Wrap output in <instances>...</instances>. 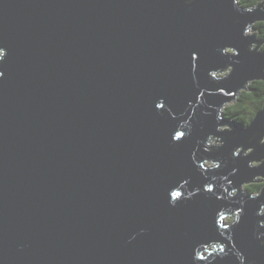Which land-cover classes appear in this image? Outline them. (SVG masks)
Returning <instances> with one entry per match:
<instances>
[{
  "label": "water",
  "instance_id": "1",
  "mask_svg": "<svg viewBox=\"0 0 264 264\" xmlns=\"http://www.w3.org/2000/svg\"><path fill=\"white\" fill-rule=\"evenodd\" d=\"M262 2L0 0V264H264Z\"/></svg>",
  "mask_w": 264,
  "mask_h": 264
},
{
  "label": "trees",
  "instance_id": "2",
  "mask_svg": "<svg viewBox=\"0 0 264 264\" xmlns=\"http://www.w3.org/2000/svg\"><path fill=\"white\" fill-rule=\"evenodd\" d=\"M260 1L262 0H238L239 4L244 8L256 6ZM252 30L257 34L258 39H264V21L255 22ZM262 48H264V44L260 47V49ZM263 104L264 80H254L248 83L246 90H241L235 102L223 109L222 114L223 116H227L229 120H235L239 124H248ZM262 185L261 182L254 181L248 183L247 187L244 185L243 188L248 193H258Z\"/></svg>",
  "mask_w": 264,
  "mask_h": 264
},
{
  "label": "rangeland",
  "instance_id": "3",
  "mask_svg": "<svg viewBox=\"0 0 264 264\" xmlns=\"http://www.w3.org/2000/svg\"><path fill=\"white\" fill-rule=\"evenodd\" d=\"M250 32H253V30L252 29H250ZM228 73V70H225V71H222V74L221 75H225V74H227ZM240 95V93L238 94V96ZM237 96V97H238ZM238 103V102H237ZM229 104H231V103H229ZM229 104H227V105H229ZM226 105V106H227ZM228 110V109H227ZM228 112V111H227ZM226 119H229L227 116H224ZM249 150L250 149H248L247 151H246V153H248L249 152ZM205 166H209V167H212L213 166V164H212V162H210V161H206V163H205ZM260 179V177H258L257 178V180H259ZM260 182V181H259ZM245 186L247 185V184H244ZM243 185V186H244ZM247 187V186H246ZM234 219V215H230V216H228V217H226L225 218V222H231L232 220Z\"/></svg>",
  "mask_w": 264,
  "mask_h": 264
},
{
  "label": "snow or ice",
  "instance_id": "4",
  "mask_svg": "<svg viewBox=\"0 0 264 264\" xmlns=\"http://www.w3.org/2000/svg\"><path fill=\"white\" fill-rule=\"evenodd\" d=\"M3 75H4V73H0V78H2ZM156 107H158L160 109H163L164 108V105L163 104H158V105H156ZM183 136H184V133L183 132H177L175 134V139H177L179 141V140H181L183 138ZM172 196L173 197H178V196H180V193L179 192H173L172 193Z\"/></svg>",
  "mask_w": 264,
  "mask_h": 264
},
{
  "label": "bare ground",
  "instance_id": "5",
  "mask_svg": "<svg viewBox=\"0 0 264 264\" xmlns=\"http://www.w3.org/2000/svg\"><path fill=\"white\" fill-rule=\"evenodd\" d=\"M260 8H262V9H264V7H263V2H262V4L260 5ZM206 163V161H204V164ZM206 168H208L209 166H205ZM213 167V166H212ZM262 178V177H261ZM229 215H225L224 217H228Z\"/></svg>",
  "mask_w": 264,
  "mask_h": 264
},
{
  "label": "clouds",
  "instance_id": "6",
  "mask_svg": "<svg viewBox=\"0 0 264 264\" xmlns=\"http://www.w3.org/2000/svg\"><path fill=\"white\" fill-rule=\"evenodd\" d=\"M186 3H191L192 0H185ZM0 59H2V57H0ZM0 73H3V71H0ZM260 213H257V215H259ZM143 231V230H142Z\"/></svg>",
  "mask_w": 264,
  "mask_h": 264
}]
</instances>
